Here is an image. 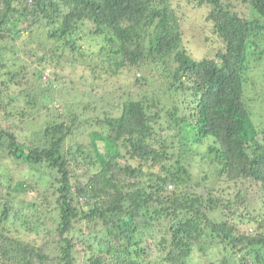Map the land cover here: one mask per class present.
<instances>
[{"label":"trees","instance_id":"16d2710c","mask_svg":"<svg viewBox=\"0 0 264 264\" xmlns=\"http://www.w3.org/2000/svg\"><path fill=\"white\" fill-rule=\"evenodd\" d=\"M171 1L0 0V264H264V0H192L201 60Z\"/></svg>","mask_w":264,"mask_h":264},{"label":"rangeland","instance_id":"374dc122","mask_svg":"<svg viewBox=\"0 0 264 264\" xmlns=\"http://www.w3.org/2000/svg\"><path fill=\"white\" fill-rule=\"evenodd\" d=\"M171 7L176 11L178 20L180 21V28L182 32V46L188 56L192 57L195 60H201L203 58H212L216 51V46L213 45L214 38H212L208 28V25L205 22V17L208 14L209 7H200L198 8L196 2L192 0H172L170 2ZM245 7H236V9L241 12L245 13ZM24 38V37H23ZM207 38L210 41H205ZM21 44V43H20ZM18 45V44H17ZM22 45V44H21ZM255 79L262 77L263 70H256L255 72ZM62 78H66V85L65 88L71 86L72 90H69L71 93L70 97L75 96V100H84L82 92L84 94H89L92 101L98 100L96 99L91 91V84H95L94 76L97 75L96 73H92L90 68H87L85 65L83 66H75L74 69L71 67H65L61 72ZM136 76V75H135ZM81 77H84V80H80ZM137 77V76H136ZM71 82V83H70ZM134 78L131 77L130 81L124 82V86H120L121 88H132L135 87ZM99 83V82H98ZM114 83L113 80H108L104 83H99L101 86L95 92L102 97V99L107 100V102H115L118 95H121V91L118 90L117 87L109 88L107 85ZM91 91V92H90ZM111 98V99H110ZM79 99V100H78ZM74 100V101H75ZM112 100V101H111ZM260 103H264L261 102ZM117 114V112H115ZM262 114V112H261ZM15 123V121H13ZM17 122V121H16ZM30 129H37V125L32 124L29 129H26L27 134H31ZM209 166L207 162H203L199 157L194 156V161L191 163L190 171L192 172V176L195 178L197 176H201L204 173L208 172ZM223 186V185H222ZM218 187H220L218 185ZM225 187V186H223ZM256 188V187H255ZM251 188V190L247 193V201L249 202L248 210L255 208L256 211L262 212L263 210V202L264 198V191L261 192L258 188ZM230 192V190H228ZM227 192V193H228ZM245 212V211H243ZM240 233L247 232L245 230L252 229L250 225H239L238 226ZM22 236L27 241H33L34 239L38 238L35 235L28 236L25 233H22ZM211 256V255H210ZM196 259L193 261L194 264H210L206 259H201L199 254H195ZM216 257L215 254L211 256V260H214ZM80 261L83 259H79Z\"/></svg>","mask_w":264,"mask_h":264}]
</instances>
